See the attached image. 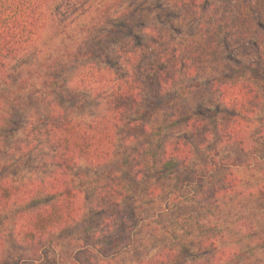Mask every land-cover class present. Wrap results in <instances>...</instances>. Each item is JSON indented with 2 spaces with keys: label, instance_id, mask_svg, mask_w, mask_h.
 Listing matches in <instances>:
<instances>
[{
  "label": "trees",
  "instance_id": "trees-1",
  "mask_svg": "<svg viewBox=\"0 0 264 264\" xmlns=\"http://www.w3.org/2000/svg\"><path fill=\"white\" fill-rule=\"evenodd\" d=\"M157 3L170 13L163 20L155 18L166 29L151 27L143 37L134 36V48L120 52L122 57H131L127 66L135 62L132 73H115L105 51L116 43L99 37L98 31L110 23L116 10L124 8L127 25L129 17L135 20L143 13L150 15ZM85 19L89 23H83ZM75 22L81 23L72 26ZM79 35L82 42L78 45ZM151 56L153 61H148ZM262 63L264 0H154L150 5L144 0H0V133L13 116L27 114L29 107L30 112L42 110L38 115L41 127L31 128L32 145L28 143L34 151L46 154L52 170L42 179L20 183L16 172L11 175L0 164V216L10 211L17 218L20 238L30 245L50 240L77 223L83 194L75 183V171L82 164L100 167L107 163L119 137L125 144H144L145 129L139 116L143 103L146 101V109L161 105L162 96L178 78L190 82L179 85L170 107L173 112L167 117L170 127L188 136L170 141L165 154L172 159L166 165L185 164L191 148L208 142L211 125L195 111L210 107L217 139L227 147L230 157H235L230 164L222 160L217 164L219 153H215L211 178L221 174V179L206 188L202 199L217 205L242 193L232 168L245 164L250 117L262 108L256 92L257 70L244 64ZM19 69L24 71L23 77ZM66 70L71 73L57 86L60 96H49L46 91L59 80L58 73ZM72 82L80 89L78 99L65 95ZM10 86L13 89L9 90ZM32 89L40 96L28 100ZM94 94L98 99L95 103ZM189 96L198 104L194 108L186 102ZM86 99L92 102L91 107ZM87 106L99 111L102 106L103 112L86 119ZM255 127L257 142L264 141V116L255 119ZM255 150L253 146L251 151ZM204 179L185 178V182L202 184ZM97 204L102 212L99 234L103 237L98 254L104 258L119 255L130 246V227L112 181L99 191ZM210 247L213 254L204 264H226L238 257L236 251L221 249L214 241ZM93 259L89 254L81 262L93 264ZM0 264L14 263L0 257Z\"/></svg>",
  "mask_w": 264,
  "mask_h": 264
},
{
  "label": "rangeland",
  "instance_id": "rangeland-1",
  "mask_svg": "<svg viewBox=\"0 0 264 264\" xmlns=\"http://www.w3.org/2000/svg\"><path fill=\"white\" fill-rule=\"evenodd\" d=\"M144 1L145 5L154 2ZM151 10L153 12L150 15L143 13L135 20L129 17L126 25L122 14L124 8H121L112 14L110 23L98 31L99 37L102 35L103 39L116 43L105 51L115 67V73H132L135 62L127 66L126 60L131 57H122L120 52L124 53V48H134V36L143 34V37L151 27L166 29L155 18L163 20L170 13L161 3L153 4ZM77 23L81 22H75L72 26ZM83 23H89V19H85ZM68 31L75 39L76 34L71 33L72 29L69 28ZM72 42H69V46ZM81 42L79 35L78 45ZM55 44L51 45L49 51L54 49ZM46 52L48 51H43ZM143 55L141 59H144ZM147 56L149 51L145 54ZM153 59L151 56L148 61ZM244 65L257 70L256 92L261 99L262 108L255 116L250 117L253 120L248 128L250 139L246 144L248 156L245 164L232 168L234 175L240 179L238 183L242 193L224 199L221 204L219 201L214 206L202 199L206 188L221 179V174L211 178L215 153H219L217 164L221 160L230 164V159L235 157V154L230 157L227 147L219 143L213 124L215 119L209 118L212 114L210 107L203 106L195 111L197 116L205 117L211 125L212 132L208 142L191 148L192 153L185 164L178 162L176 166L166 165L172 159L165 154L170 141L185 140L188 136L176 127H170L167 117L169 112H173L170 107L173 99L177 98L179 85L190 82L187 78H178L179 81L162 96L159 102L161 105L146 109V101L143 103V114L139 116L145 129L142 133L144 144H125L119 137L113 156L107 163L100 167L82 164L75 171V183L83 194V210L79 221L62 233L55 234L50 240L30 245L19 236L17 218L10 211L3 212L0 216V257L14 264H84L81 261L89 254L94 257L93 264H204L213 254L210 243L214 241L221 249L237 252L238 257L226 264H264V204L260 200L262 191L259 192V189L264 191V141L257 142L258 129L255 127V119L264 116V63ZM19 71L20 77H23L24 71ZM70 73L69 70L58 73L59 80L46 91L49 96L55 99L60 96L61 89L57 86L63 85L62 81ZM241 73L248 75L246 71ZM33 90L28 92L31 95L33 92L28 100L40 96ZM78 90L80 89L72 82L65 89V95H75L78 99ZM36 91H40L39 88ZM95 96L94 94L92 99L94 103L98 100ZM191 98L192 96L187 97L186 102L194 108L198 104L192 102ZM26 101L27 99L24 102ZM85 101L91 107L92 102L87 99ZM87 108L86 119L103 112L102 106L100 111L90 110L89 106ZM32 111L30 112L29 107L27 114L13 116L10 122L3 125L0 133L1 167L11 175L16 172L20 183L42 179L52 171L48 168L49 159L46 154L40 150L34 151L29 146L32 140L30 132L33 133L31 128L37 126L40 129L42 124V119L38 116L42 110ZM74 117L78 118V113ZM253 146L256 149L254 153L251 151ZM197 177L205 178V182H185V178ZM107 181H112L117 188L118 199L123 204L126 222L130 227L127 235L130 246L119 255L104 258L98 254L100 247L102 249L103 237L99 234L102 212L97 204V195Z\"/></svg>",
  "mask_w": 264,
  "mask_h": 264
}]
</instances>
